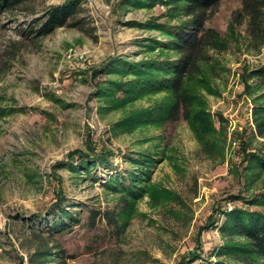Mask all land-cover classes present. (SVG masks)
<instances>
[{
	"label": "rangeland",
	"instance_id": "obj_1",
	"mask_svg": "<svg viewBox=\"0 0 264 264\" xmlns=\"http://www.w3.org/2000/svg\"><path fill=\"white\" fill-rule=\"evenodd\" d=\"M81 1L88 9L89 32L62 26L35 38L21 34L29 28L30 15L0 16V105L8 109L0 116V264H28L19 259L27 254L20 246L28 230L23 220L51 210L59 196L64 207L82 217L60 239L70 255L65 264L226 260L218 255L225 238L218 227H209L215 209L261 208L244 197L264 192V171L247 168L249 153H264V136L254 118L255 107L264 105V78L255 72L264 65V44L253 40L247 18L234 20L242 0H221L206 22L220 32L223 44L210 50L209 60L188 83L195 95L194 122L180 118L130 128L116 123L140 109L169 103L171 95L161 90L112 107L97 88L122 77L103 67L114 57L174 58L173 51L146 46L152 37L168 36L144 23L156 18L179 24L187 16L172 18L162 3L137 7L125 0ZM131 20L141 24H128ZM92 148L112 155L90 175L63 164L73 159L69 153L75 149ZM141 154L152 156L154 163L137 196L106 185L115 182L114 176L127 181L137 166L132 159ZM91 209L117 214L118 226L102 213L92 221Z\"/></svg>",
	"mask_w": 264,
	"mask_h": 264
},
{
	"label": "trees",
	"instance_id": "obj_2",
	"mask_svg": "<svg viewBox=\"0 0 264 264\" xmlns=\"http://www.w3.org/2000/svg\"><path fill=\"white\" fill-rule=\"evenodd\" d=\"M50 0H0V16L4 13L20 12L30 15L29 28L23 29L21 34L35 38L51 34L58 27L70 26L84 32L88 20V9L81 0H64L60 3H50ZM221 0H125L128 4L137 7H151L162 3L169 7L168 14L174 18L180 14L187 16L179 24H169L155 19L147 21V26L166 34L168 38H150L146 45L150 50L173 51L175 57H148L141 60H130L125 57L111 58L103 67L107 72L115 73L121 79L108 80L105 87L97 88V94L111 103L112 107H120L148 93L166 90L171 95L167 104L143 108L127 115L117 127H136L137 125L160 123L163 121L174 122L180 118L194 122L197 108L195 95L188 87L189 81L195 78L200 70L201 63L210 58V50L220 49L223 41L220 32L206 25L209 15ZM248 20V30L257 44H264V0H242V8L236 11L234 20L242 23ZM128 24L140 25L136 20ZM101 69L96 70L98 73ZM257 76L264 78V65L255 71ZM126 76V77H125ZM122 92L124 97L115 94ZM8 109L0 105V116ZM254 118L261 136H264V105L254 109ZM92 144H90V148ZM69 163L77 172L80 168L88 175L100 163H105L112 151L92 148L88 152L75 149L69 153ZM78 159V165L73 160ZM137 164L136 169L130 171L127 181L114 176L112 185H106L114 191H122L126 196H137L140 189L149 181L151 166L154 163L152 156L141 154L132 159ZM247 168L252 167L258 174L264 171V153L253 152L247 155ZM95 178V177H94ZM126 178V177H125ZM124 181V182H123ZM144 183V184H143ZM234 198L238 195H232ZM127 198V197H125ZM247 204L258 205L261 208L249 209L236 205L231 209H215L209 227L216 226L225 238V244L219 248L218 255H225L227 259L218 260L212 264H264V192L246 198ZM65 200L59 196L51 210L43 214H34L26 217L28 230H24L20 239V246L26 251L19 256L20 262L28 264H65L68 255L61 242V237L70 231L82 220L80 211L73 212L63 206ZM220 210V211H219ZM108 222L118 226L117 214L101 212ZM99 210H90L89 218L94 221L101 214ZM218 215L223 216L219 222ZM25 225V223H24ZM242 238V241H235ZM198 255L194 257L196 261Z\"/></svg>",
	"mask_w": 264,
	"mask_h": 264
}]
</instances>
